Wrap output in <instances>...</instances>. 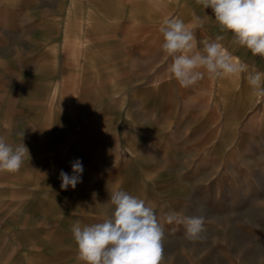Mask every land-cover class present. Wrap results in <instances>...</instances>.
Masks as SVG:
<instances>
[{
  "label": "rangeland",
  "instance_id": "374dc122",
  "mask_svg": "<svg viewBox=\"0 0 264 264\" xmlns=\"http://www.w3.org/2000/svg\"><path fill=\"white\" fill-rule=\"evenodd\" d=\"M38 1L39 17L31 13L18 17L0 8V136L14 147L33 125L61 124L73 134L78 126L89 124L90 138L102 142L55 145L59 155L43 161L30 146L18 172L0 171V242L6 243L8 253L15 251L9 248L15 241L25 246L35 240L37 249L47 254L46 260L40 256L38 264H64L66 249L77 247L72 223L58 218L48 222L40 213L38 183L48 185L55 180L61 184V170L80 176L72 168L79 160L84 171L91 169L98 183L106 186L107 171L112 169L106 166L115 162L105 161L111 155L119 159L126 154L119 135L129 123L127 108L121 104L124 92L129 93V107L135 89L158 86L163 91L177 80L170 72L172 58L161 47L163 21L148 11L156 0ZM51 8L60 12L56 21L44 14ZM148 24H153V30ZM204 82V110H160L159 129L165 136H181L189 130L191 116L202 111L213 122L206 132H212L192 141L191 137L159 139L161 152L151 147L145 155L153 157L145 167L155 166L161 173L148 178L147 184L156 187L168 206L174 204L172 214L181 221L190 216H203L205 221L201 239L191 241L183 223L166 219L161 264H264V142L248 143V134L219 135L223 128L221 122L218 126L217 106H213L216 85L206 72ZM178 87L179 102L192 105L187 100L190 88ZM166 92L168 96L170 91ZM157 100L158 109L168 103L160 97ZM169 117L176 122L166 130ZM62 136L57 134L60 142L66 139ZM107 137L111 142H103ZM168 146L169 154L163 153ZM108 213L113 214L112 210Z\"/></svg>",
  "mask_w": 264,
  "mask_h": 264
},
{
  "label": "crops",
  "instance_id": "0c3cea01",
  "mask_svg": "<svg viewBox=\"0 0 264 264\" xmlns=\"http://www.w3.org/2000/svg\"><path fill=\"white\" fill-rule=\"evenodd\" d=\"M9 1L10 0H5V2L2 1L3 3H1L0 8L9 12L12 11L18 17L27 16L30 15V13L32 16L39 17L40 3L38 0ZM115 11L118 13L119 10L115 9ZM148 11L152 12L150 13L151 17H154V12V15L160 17L163 23L166 19L170 18L182 19L186 24L192 27L197 41V50L200 51H202V42L215 41L217 35H222L224 39L220 41V43L223 44L235 59L247 65L249 71L255 69L256 71L264 73V57L259 55L254 56L246 47H241L233 43L232 33L230 31L221 32L219 24L216 22L214 13H212L211 9H204L201 5L196 3V0H156L153 7H148ZM44 14L47 15L48 20L56 21L58 20L60 12L57 13L51 8V10L45 11ZM196 16L204 19L203 27L198 26V22L194 19ZM148 25L149 26H145L153 30V24ZM201 71L204 70L201 69ZM132 74L135 73L132 71ZM246 75V73H241L239 77L212 78L216 85V88H213V106H217L218 126L221 122L223 128L221 133H217L219 135L248 134V143L264 142V96H257L255 94L253 88L247 82ZM204 84L203 77L196 85L189 87L190 90L187 100H189L188 104L192 105H188L187 107L183 105L182 101L179 102L178 100L179 94H181L178 81L175 82V85L170 84L169 89L163 91L158 86L149 87L146 91H141V88L135 89L129 107H127L128 101L126 98L129 93L128 91L124 92L125 98H122L121 104L123 109L127 108L125 118L129 123H125L124 129L120 130L119 135L122 141V145L120 146L126 154L125 157L121 155L119 159V155L114 154L105 161L110 164L113 161L115 162H113L114 165L108 164V166H106L108 170L112 168L109 172L107 171L109 177H107L108 182H105L106 186L98 183L100 180L96 174H92L93 171L91 169L85 170L80 174L79 183H77L74 189L71 188L72 190L68 187V189L63 191L59 181L50 180L48 185L41 181L38 183V187H40L42 191V199L40 207H38V210H42L40 213L46 217L48 222H53L55 221L53 219L58 218L62 220V223L65 221L71 222L72 227L76 222H79L82 228L84 226L103 223L105 220L113 217V214L108 213L110 210L114 213L115 206L112 205L110 201V194L116 191H124L133 197L144 200L146 205L153 209L159 223L164 227L167 215L172 214L170 207H173L174 204L169 203L172 206H168V203L159 198V192L156 190V187L149 182L147 184L148 178L153 180L151 178H155V176L161 174L155 166L148 165V167H145L144 163L146 161L148 163L149 160L153 158H147L145 156L149 153L147 149L150 150L152 147L151 149H156L161 152L159 148V139H164L166 137H183V139L185 137H191L188 140L192 141V137L208 136L212 130L209 129L210 131L207 134L206 129L208 125H212L213 122L208 120L205 113L199 111L197 117H192L190 115L191 119L189 121L190 125L188 131L185 129L183 134L177 137L175 133L165 136L166 133L160 134L159 128L162 123L159 121L157 112L163 109L168 110L169 108L173 110H204L206 107L204 106L205 100L203 99L205 91ZM166 91H170L168 96ZM156 96L157 98L160 97L161 100L168 101V103L165 104L164 107L161 104L160 109H158V105L156 104L158 100ZM220 108L223 110L219 111ZM225 108H229L227 113L225 112ZM136 115H138V117H136ZM168 120L166 130L169 125V128L175 126L176 122L175 119L171 117H169ZM149 121L151 124L146 126L145 124ZM182 124L183 123H180V125ZM215 125H217V122H215ZM194 128H198L197 132H194ZM212 129L216 130V126ZM54 130L55 133H53ZM90 132L91 127L89 124L78 126L77 131L74 132L75 134L67 133L61 124L57 127H52L50 123L38 124L30 128L28 134L24 136L25 138L16 141L14 147L22 145L21 143L23 142L27 147L34 146L35 150L40 153L41 156L39 157L42 161L44 157L45 159H54L59 155L57 152L59 148H56L55 145L102 142V139L98 138V140H96L95 136L90 138ZM57 134L61 136L62 134L66 135V139L60 142ZM144 135H148L147 138H145ZM106 139L107 141L103 142H111L110 137ZM48 145L53 146L48 147ZM193 148L198 149V146L193 145ZM163 150V153L166 152L169 154L171 147H165ZM117 162H120L118 165L119 167L116 166ZM147 170H149L148 174ZM83 182L86 184H82ZM33 191L35 192V190ZM104 200L108 203H105ZM106 210L108 212L106 214L103 213ZM72 211L80 214L75 215L76 213H71ZM163 239H165V234ZM29 242L30 243L25 246L21 245L20 241L13 242L11 243L12 246L9 248L11 251H15L7 253L6 243L1 241L0 264H38L40 256L46 260L47 254L37 249L38 244L35 240ZM43 246L44 245H42V247ZM24 247L26 250H24ZM26 253H29L31 256H24L23 254ZM12 254H14V257H12ZM45 260L43 261L44 263H49L51 261ZM63 262L64 264H85V262L78 259V246L66 249L65 261Z\"/></svg>",
  "mask_w": 264,
  "mask_h": 264
},
{
  "label": "clouds",
  "instance_id": "9594fccd",
  "mask_svg": "<svg viewBox=\"0 0 264 264\" xmlns=\"http://www.w3.org/2000/svg\"><path fill=\"white\" fill-rule=\"evenodd\" d=\"M204 9H211L221 32H231L233 43L246 47L252 55L264 57V0H196ZM194 19L203 27L204 19ZM164 43L163 52L172 58L170 72L181 87L189 88L203 79L205 72L210 78L239 77L246 79L257 96H264V73L252 69L235 59L220 41L202 42V51L197 50V41L192 27L182 19H166L160 27ZM203 69L204 71H201ZM29 149L23 143L15 149L0 136V171L16 173L20 170ZM74 173L82 174L81 161L72 163ZM61 188L76 187L78 175H69L61 170ZM115 206L113 217L91 226L73 225L72 232L78 246V259L85 264H161L164 255L162 240L164 231L153 209L145 201L124 191L110 194ZM167 222L185 225V236L191 241L201 239L204 229L203 216L185 217L178 220L168 214Z\"/></svg>",
  "mask_w": 264,
  "mask_h": 264
}]
</instances>
